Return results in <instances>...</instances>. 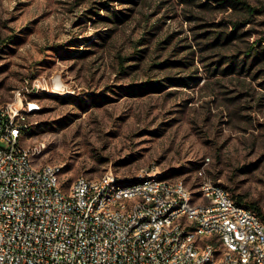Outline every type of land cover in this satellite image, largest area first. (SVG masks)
<instances>
[{"label": "rangeland", "instance_id": "obj_1", "mask_svg": "<svg viewBox=\"0 0 264 264\" xmlns=\"http://www.w3.org/2000/svg\"><path fill=\"white\" fill-rule=\"evenodd\" d=\"M237 1L254 13L215 0H0V105L25 79L48 83L22 97L32 162L61 165L65 191L79 176L153 170L195 200L211 180L264 212V0Z\"/></svg>", "mask_w": 264, "mask_h": 264}, {"label": "built area", "instance_id": "obj_2", "mask_svg": "<svg viewBox=\"0 0 264 264\" xmlns=\"http://www.w3.org/2000/svg\"><path fill=\"white\" fill-rule=\"evenodd\" d=\"M25 79L0 105V264H264V216L202 181L197 199L180 179L153 170L75 178L61 188L59 164L32 162L21 144L45 89Z\"/></svg>", "mask_w": 264, "mask_h": 264}, {"label": "trees", "instance_id": "obj_3", "mask_svg": "<svg viewBox=\"0 0 264 264\" xmlns=\"http://www.w3.org/2000/svg\"><path fill=\"white\" fill-rule=\"evenodd\" d=\"M215 1H216L217 6L224 7V8L226 6H230V7L241 10L244 14H250L251 15L255 11V9L245 1L244 2L243 1H237V0H215ZM103 5H104V7H109L107 3H104ZM112 12H114V13H112V18L116 19L118 21H121L120 20L121 18L118 16V14L115 13L116 11H112ZM120 16H125V15L120 14ZM234 26H236V24ZM222 34H223V32H220L216 35V38L214 40L215 43H218L219 39L222 37ZM234 35H235V31H231L230 33L226 34L224 37L225 41H229ZM263 53H264V50H263ZM246 55H248V53ZM233 199L235 200L236 203L242 204L245 206V203L243 202L242 198L239 195L233 196ZM246 207L255 211L260 217L264 216V212H261L260 208L258 206H256L255 204L249 203V204H247Z\"/></svg>", "mask_w": 264, "mask_h": 264}]
</instances>
